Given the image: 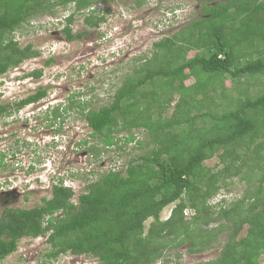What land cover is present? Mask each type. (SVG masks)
<instances>
[{
  "label": "trees",
  "instance_id": "obj_1",
  "mask_svg": "<svg viewBox=\"0 0 264 264\" xmlns=\"http://www.w3.org/2000/svg\"><path fill=\"white\" fill-rule=\"evenodd\" d=\"M112 1L0 0V76L40 56L16 40L25 26L72 9L62 32L67 41L80 39L88 31L72 32L76 17L98 29L106 12L90 8ZM196 1L201 16L135 58L107 103L94 107L73 95L62 109L54 107L49 121L61 118L59 129L68 112L87 123L93 142L83 145L95 160L118 144L121 132L128 133L126 145L134 141L133 130L145 134L147 141L137 142L144 152L120 170L97 173L76 203L71 187L59 180L40 205L3 207L0 264L21 239L39 237L48 248L38 264L63 254L98 264H168L182 247L190 254L219 248L196 264H263L264 0ZM41 76L42 69L26 74ZM46 95L40 86L13 105H0V118ZM214 157V168L204 164ZM233 187L240 189L235 197L213 202Z\"/></svg>",
  "mask_w": 264,
  "mask_h": 264
},
{
  "label": "rangeland",
  "instance_id": "obj_2",
  "mask_svg": "<svg viewBox=\"0 0 264 264\" xmlns=\"http://www.w3.org/2000/svg\"><path fill=\"white\" fill-rule=\"evenodd\" d=\"M93 8L106 12V21L98 29H90L77 16L72 32L88 31L80 39L67 41L62 32L65 17L72 9L54 16L45 15L16 33L21 47L31 44L40 56L0 76V105H13L40 86L46 88L47 95L0 118V155L6 156V167H0V215L5 206L27 209L40 205L42 198L51 196V186L59 180L71 187L74 193L71 201L76 203L97 173L120 170L132 157L143 153L137 142H146L145 134L133 130L134 141L126 145L123 137L128 133L121 132L116 136L122 137L118 144L95 160L83 145L84 141L92 144L93 139L81 116L68 112L60 129L61 118L53 124L49 118L53 117L55 106L61 104L62 109L73 95L76 101L78 97L81 102L90 100L94 107L107 103L124 73L136 66L135 58L149 55L154 42L201 16V5L196 0H144L140 7L136 0H115L90 9ZM50 58L53 61L45 65ZM37 69H42L39 79L26 77ZM217 163L214 157L204 164L214 168ZM237 191L240 189L233 187L230 192L217 195L213 202L222 196L233 198ZM171 208L172 205L163 209L162 220L169 216ZM186 214L189 216L188 211ZM45 240L46 237L21 239L16 252L1 264H38L48 248ZM218 250L190 254L182 247L178 250L180 257H172L168 264H196L214 258ZM48 264H98V260L63 254Z\"/></svg>",
  "mask_w": 264,
  "mask_h": 264
}]
</instances>
